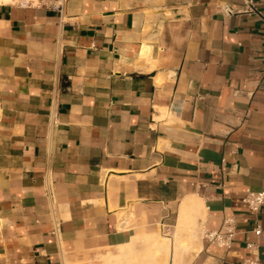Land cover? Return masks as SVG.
<instances>
[{
    "label": "crops",
    "instance_id": "crops-1",
    "mask_svg": "<svg viewBox=\"0 0 264 264\" xmlns=\"http://www.w3.org/2000/svg\"><path fill=\"white\" fill-rule=\"evenodd\" d=\"M246 190L264 192V0L0 5V264H88L159 231L172 258L191 198L186 264L250 244L264 264ZM225 217L230 248L209 245Z\"/></svg>",
    "mask_w": 264,
    "mask_h": 264
},
{
    "label": "bare ground",
    "instance_id": "bare-ground-1",
    "mask_svg": "<svg viewBox=\"0 0 264 264\" xmlns=\"http://www.w3.org/2000/svg\"><path fill=\"white\" fill-rule=\"evenodd\" d=\"M8 3L9 0H0V5ZM201 206V201L196 198L186 200V202H184L180 208L178 225L181 227L183 226L182 229L189 230L190 224L186 226L189 222L185 221L188 218H192V216H197L200 212ZM139 247L145 249L148 253V259L144 257L146 258V264H169V260L171 258L170 242L168 239L163 236H160L158 233L155 235L146 236L144 238H136L134 239V241L128 244L114 247V250H117L118 252L116 256L110 255L112 250L108 249L105 257H102L98 260L90 261L88 262V264H145L144 260L140 262L139 260H137L139 256ZM174 248V255L171 258L172 264L186 263L185 259L181 256H187V254H189L191 250H194V252L197 251V248L192 245V242H190V240H178ZM190 261L191 258L187 260L188 263Z\"/></svg>",
    "mask_w": 264,
    "mask_h": 264
},
{
    "label": "built area",
    "instance_id": "built-area-1",
    "mask_svg": "<svg viewBox=\"0 0 264 264\" xmlns=\"http://www.w3.org/2000/svg\"><path fill=\"white\" fill-rule=\"evenodd\" d=\"M65 0H9L8 5L20 9V10H42L46 12L60 13L64 6ZM248 9L251 13H254V9L251 3L246 2ZM222 14L226 16H232L239 13L233 12L228 7L222 8ZM264 202V192H252L250 190L245 191V195L242 199V203L245 205L250 215L256 216ZM236 234V224L232 217H225L222 221L221 227L215 231H207L203 233V239L212 246L218 248H230L231 243ZM253 234L259 238L264 235V229L256 226L253 230ZM255 245L250 244L247 246L248 258L243 264H256L257 256Z\"/></svg>",
    "mask_w": 264,
    "mask_h": 264
},
{
    "label": "rangeland",
    "instance_id": "rangeland-1",
    "mask_svg": "<svg viewBox=\"0 0 264 264\" xmlns=\"http://www.w3.org/2000/svg\"><path fill=\"white\" fill-rule=\"evenodd\" d=\"M193 218V217H192ZM197 218V217H196ZM195 217L193 218V219H196ZM189 225V223L186 225V226H188ZM186 228V227H185ZM191 229L192 228H189V230H186V229H183V232H181V233H179V234H184L185 236H187V238L189 239V240H191V238L193 237V234H194V236H196L197 237V233H196V230H192L191 231ZM159 233V235L160 236H163V237H167V238H169L168 236L170 235V232H161V231H159L158 232ZM199 238V237H198ZM139 250V256H138V258H137V260H139V262L140 261H142V260H144L145 262V264H146V258L148 259V253L146 252V250L145 249H143V248H138ZM117 253V252H116ZM116 253H114V254H116ZM144 257H146V258H144ZM187 260H189V259H187ZM187 260H185V262H187ZM171 261L172 260H170V262H169V264H171ZM188 263V262H187ZM148 264V263H147ZM184 264H186V263H184Z\"/></svg>",
    "mask_w": 264,
    "mask_h": 264
}]
</instances>
